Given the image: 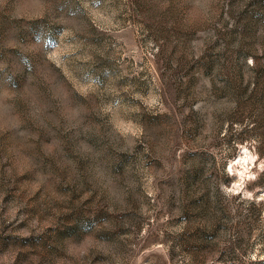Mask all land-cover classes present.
<instances>
[{"label":"rangeland","instance_id":"374dc122","mask_svg":"<svg viewBox=\"0 0 264 264\" xmlns=\"http://www.w3.org/2000/svg\"><path fill=\"white\" fill-rule=\"evenodd\" d=\"M0 264H264V0H0Z\"/></svg>","mask_w":264,"mask_h":264}]
</instances>
